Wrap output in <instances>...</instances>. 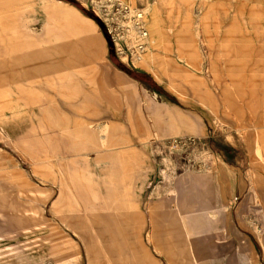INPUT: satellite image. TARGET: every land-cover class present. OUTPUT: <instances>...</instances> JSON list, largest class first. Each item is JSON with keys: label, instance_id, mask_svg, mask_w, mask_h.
I'll return each instance as SVG.
<instances>
[{"label": "rangeland", "instance_id": "rangeland-1", "mask_svg": "<svg viewBox=\"0 0 264 264\" xmlns=\"http://www.w3.org/2000/svg\"><path fill=\"white\" fill-rule=\"evenodd\" d=\"M67 1L101 23L0 0V264H264V0ZM15 41L46 68H12ZM91 123L100 156L61 165L59 128ZM111 211L135 214L117 256Z\"/></svg>", "mask_w": 264, "mask_h": 264}, {"label": "crops", "instance_id": "crops-1", "mask_svg": "<svg viewBox=\"0 0 264 264\" xmlns=\"http://www.w3.org/2000/svg\"><path fill=\"white\" fill-rule=\"evenodd\" d=\"M65 1L66 4L71 5L72 7H74L75 9H77L79 12L83 13L84 15H86L78 6H76L75 4L67 1V0H62ZM88 16V15H86ZM89 17V16H88ZM3 18V17H2ZM0 17V51H3L4 48H6L7 46H3V38L5 37V27L6 24L4 22V20ZM91 18V17H90ZM93 21V18H91ZM97 22V21H96ZM98 23V22H97ZM99 24V23H98ZM14 47L16 50V53L14 55V61L12 64V68L14 67V69H17L18 72L21 73V69L24 68H46L45 66H40L38 67V60H33L31 59V55L27 54V52H30L29 50H26V48L30 47L28 46L26 43L22 45V43L20 41L14 43ZM108 48V46H107ZM23 51H27V52H23ZM26 53V54H25ZM1 56V53H0ZM8 62L3 59H0V83H1V74L4 68H6L8 66ZM46 63V62H45ZM30 73V72H29ZM36 70L33 72V74H36ZM120 73H123L125 76H128L124 71H122L121 69L115 67V70L113 72L114 75L128 81V79L121 75ZM37 75V74H36ZM131 78V77H130ZM134 79V78H132ZM135 80V79H134ZM130 82V81H128ZM92 125V126H91ZM100 126V124H77V126H75L74 131L73 130H69L68 128H59L61 130V132L65 133H72L70 136L69 135H63L62 139H63V143H64V147L68 148L67 151H62L61 152V158L62 162L61 165H63V160L65 159L66 156H77V155H84L86 158H89L92 154V150H95L97 153V157L100 156V151L97 149V147L95 145H93V147L89 148V149H85L83 147V143H84V137H90V138H94L95 135L97 134V128ZM57 127V126H56ZM258 127H260V129H262V131L264 132V124H258ZM259 140L263 143L264 141V137H262L261 139L259 138ZM108 155L112 154V150L107 149L106 152ZM68 176L71 180L72 185L74 186V188L76 189V192L78 194H82L83 195V191L81 190V182L79 180V175L78 174H74V169L69 170L68 172ZM61 187V191L63 192V187L62 184L60 185ZM38 188L35 189H29L30 191H32L33 193H35V196L40 197L36 192ZM48 195H46L47 197ZM45 197V198H46ZM42 198V197H40ZM89 204L88 200H85L84 203V207L85 209H87V205ZM107 205L109 206V208H111L112 203H110V201L107 202ZM135 214L133 213L132 216H129V218L127 220H121L120 216L118 214H116L115 212H107V213H103L101 215H97L94 217V222H93V226L94 229L96 231L97 237L101 240L103 247L106 249L107 252L113 254L114 256L118 255V251L119 250H124L125 247L127 246V244H132V240H133V227H134V216ZM126 232H128L126 235L124 234ZM175 234L177 236V239L180 236V230H175Z\"/></svg>", "mask_w": 264, "mask_h": 264}, {"label": "trees", "instance_id": "trees-1", "mask_svg": "<svg viewBox=\"0 0 264 264\" xmlns=\"http://www.w3.org/2000/svg\"><path fill=\"white\" fill-rule=\"evenodd\" d=\"M69 2H70V1H69ZM71 3H72V2H71ZM75 3H76L78 6H80V7H81V8H82V9H83L88 15H90L91 18L93 17L94 20L96 19L97 22L101 23L100 19H99V18H98V17H97L92 11H88V10H86L84 7H82V6H81L79 3H77V2H75ZM73 4H74V3H73ZM76 4H75V5H76ZM77 5H76V6H77ZM80 7H79V8H80ZM81 8H80V9H81ZM82 9H81V10H82ZM83 10H82V11H83ZM87 14H86V15H87ZM90 16H89V17H90ZM119 66H120L121 68H123L124 70H127V71H128V69H127L122 63H119ZM129 73H132V72L129 71ZM132 74H134L136 77L143 78V79H147V77L144 76V75H142V74H135V73H132Z\"/></svg>", "mask_w": 264, "mask_h": 264}, {"label": "bare ground", "instance_id": "bare-ground-1", "mask_svg": "<svg viewBox=\"0 0 264 264\" xmlns=\"http://www.w3.org/2000/svg\"><path fill=\"white\" fill-rule=\"evenodd\" d=\"M141 13H138V18H141L140 16ZM143 33V36H147L148 33L147 32H142ZM144 45H140V48H142Z\"/></svg>", "mask_w": 264, "mask_h": 264}]
</instances>
